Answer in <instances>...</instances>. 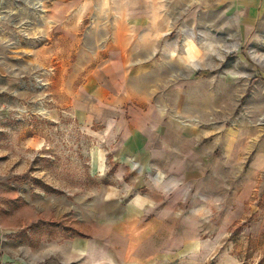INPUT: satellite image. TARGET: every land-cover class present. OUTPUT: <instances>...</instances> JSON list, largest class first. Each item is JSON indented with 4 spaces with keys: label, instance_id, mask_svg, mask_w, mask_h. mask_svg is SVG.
<instances>
[{
    "label": "rangeland",
    "instance_id": "1",
    "mask_svg": "<svg viewBox=\"0 0 264 264\" xmlns=\"http://www.w3.org/2000/svg\"><path fill=\"white\" fill-rule=\"evenodd\" d=\"M118 45L153 51L165 76L195 85L180 109L264 151V0H0V264H92V251L66 261L60 249L85 236L78 221L91 231L104 182L92 156L120 138L72 103ZM260 184L242 218L218 211L181 264H264V170Z\"/></svg>",
    "mask_w": 264,
    "mask_h": 264
},
{
    "label": "crops",
    "instance_id": "2",
    "mask_svg": "<svg viewBox=\"0 0 264 264\" xmlns=\"http://www.w3.org/2000/svg\"><path fill=\"white\" fill-rule=\"evenodd\" d=\"M129 47L111 49L107 68L73 96L79 121L112 122L120 139L110 155L93 153L91 172L104 182L92 191L91 231L78 221L85 236L60 253L79 261L92 251V264H181L218 211L226 223L240 220L245 202L260 198L264 151L207 114L180 109L195 85L165 76L150 49Z\"/></svg>",
    "mask_w": 264,
    "mask_h": 264
}]
</instances>
